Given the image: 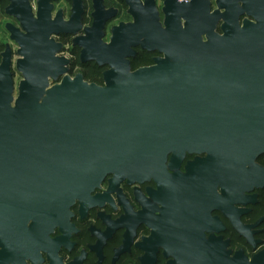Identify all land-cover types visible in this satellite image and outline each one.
I'll list each match as a JSON object with an SVG mask.
<instances>
[{"label":"flooded vegetation","instance_id":"af4514ba","mask_svg":"<svg viewBox=\"0 0 264 264\" xmlns=\"http://www.w3.org/2000/svg\"><path fill=\"white\" fill-rule=\"evenodd\" d=\"M11 5L0 0V67L9 53L14 108L25 78L18 70L22 48L7 26L27 32L7 12ZM29 5L35 20L41 14L48 20L40 24L57 30L50 40L58 76L46 91L81 77L123 105L128 91L140 93L144 103L167 107L164 113L181 120L199 104L191 98L204 79L183 50L198 35L203 43L235 41L245 27L264 21V0ZM119 28L123 42L114 44ZM62 136L76 138L73 150L63 149L70 140L33 142L37 147L0 141V187L46 190L43 198L25 200L26 212L0 214V264H264V188L245 191L250 186L236 168L212 152L157 146L137 155L126 134L108 140L103 122L83 116ZM262 157L257 164L264 168ZM67 186L76 189L69 197Z\"/></svg>","mask_w":264,"mask_h":264},{"label":"water","instance_id":"95a60500","mask_svg":"<svg viewBox=\"0 0 264 264\" xmlns=\"http://www.w3.org/2000/svg\"><path fill=\"white\" fill-rule=\"evenodd\" d=\"M17 3L21 7L17 8ZM17 3L12 0L7 12L18 17L27 34L11 25L7 28L22 48L18 70L25 79L20 85L18 104L13 108L7 53L0 67V141L12 140L18 147H37L32 143L70 140L72 144L63 149L73 150L76 138L59 135L65 132L67 124H75L81 116L92 117L103 122L108 140L120 141L126 134L136 150L134 154L145 151L142 148L157 146L207 150L222 163L236 168L243 184L250 186L245 191L264 188V168L257 164V159L264 155V21L245 27L235 41L218 39L203 43L198 35L183 50L189 54V68L200 69L204 79L203 87L191 98L199 104L189 106V120H181L172 118L176 114L168 113L167 107L144 103L140 93L128 91L130 95L123 105L119 96L108 91L100 95L81 77L65 78L61 87L46 91L49 78L58 76L59 60L50 40L51 33L57 30L52 25L40 24L48 20L41 14L40 21L33 18L29 0ZM101 27L99 24L98 28ZM113 42L122 44V28L114 30ZM153 73L145 71L146 75ZM38 86L41 88L36 89ZM80 92L86 96L80 97ZM64 190L69 197L76 189L67 186ZM45 192V187H0V214H22L28 204L25 200L43 198Z\"/></svg>","mask_w":264,"mask_h":264},{"label":"trees","instance_id":"16d2710c","mask_svg":"<svg viewBox=\"0 0 264 264\" xmlns=\"http://www.w3.org/2000/svg\"><path fill=\"white\" fill-rule=\"evenodd\" d=\"M259 161H264L263 157L259 159ZM260 194H262L264 196V189L261 190Z\"/></svg>","mask_w":264,"mask_h":264},{"label":"rangeland","instance_id":"374dc122","mask_svg":"<svg viewBox=\"0 0 264 264\" xmlns=\"http://www.w3.org/2000/svg\"><path fill=\"white\" fill-rule=\"evenodd\" d=\"M1 21V20H0ZM0 26L2 27V24H0Z\"/></svg>","mask_w":264,"mask_h":264}]
</instances>
